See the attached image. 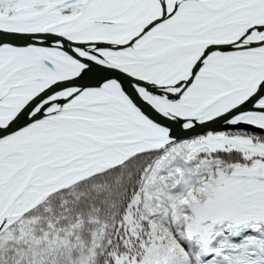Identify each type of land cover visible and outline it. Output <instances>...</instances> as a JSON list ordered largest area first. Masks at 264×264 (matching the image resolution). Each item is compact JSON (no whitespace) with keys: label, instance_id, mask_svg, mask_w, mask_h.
Listing matches in <instances>:
<instances>
[{"label":"snow or ice","instance_id":"6c2138e0","mask_svg":"<svg viewBox=\"0 0 264 264\" xmlns=\"http://www.w3.org/2000/svg\"><path fill=\"white\" fill-rule=\"evenodd\" d=\"M0 264H264V0H0Z\"/></svg>","mask_w":264,"mask_h":264}]
</instances>
